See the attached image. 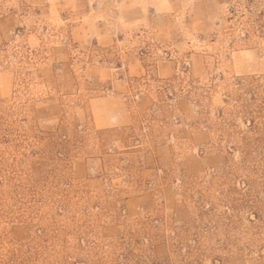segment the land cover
<instances>
[{"label": "rangeland", "instance_id": "rangeland-1", "mask_svg": "<svg viewBox=\"0 0 264 264\" xmlns=\"http://www.w3.org/2000/svg\"><path fill=\"white\" fill-rule=\"evenodd\" d=\"M0 264H264V0H0Z\"/></svg>", "mask_w": 264, "mask_h": 264}]
</instances>
